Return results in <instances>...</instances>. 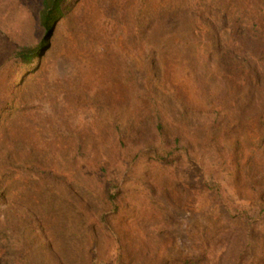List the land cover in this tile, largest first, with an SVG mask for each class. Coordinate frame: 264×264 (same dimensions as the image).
Listing matches in <instances>:
<instances>
[{"label": "rangeland", "instance_id": "obj_1", "mask_svg": "<svg viewBox=\"0 0 264 264\" xmlns=\"http://www.w3.org/2000/svg\"><path fill=\"white\" fill-rule=\"evenodd\" d=\"M40 6L0 0V264H264L204 184L264 210V0H79L23 66Z\"/></svg>", "mask_w": 264, "mask_h": 264}, {"label": "trees", "instance_id": "obj_2", "mask_svg": "<svg viewBox=\"0 0 264 264\" xmlns=\"http://www.w3.org/2000/svg\"><path fill=\"white\" fill-rule=\"evenodd\" d=\"M79 0H41V6L38 11V21L43 29L41 39L30 45L18 46L14 52L16 60L23 66H34L39 60L44 49L48 46L50 38L53 36L59 20L64 18L72 9L74 4ZM201 19V17H200ZM222 52V51H220ZM207 188L213 192L225 208V211L232 217H240L247 224L259 220L264 217V210L257 212L247 205L234 204L230 202L227 196L226 188L218 180H204Z\"/></svg>", "mask_w": 264, "mask_h": 264}]
</instances>
